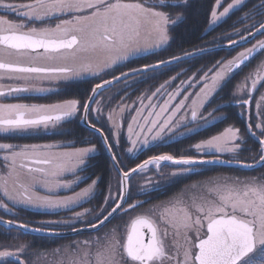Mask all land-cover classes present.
<instances>
[{
  "label": "snow or ice",
  "instance_id": "1",
  "mask_svg": "<svg viewBox=\"0 0 264 264\" xmlns=\"http://www.w3.org/2000/svg\"><path fill=\"white\" fill-rule=\"evenodd\" d=\"M189 7V0H0V81L48 79L68 86L89 77L98 81L83 103L73 98L50 104L4 101L59 94V88L0 83V137L71 136L65 127L82 124L99 136L119 177L115 194L109 181L99 209L77 211L95 198L102 182L97 176L87 187L75 190L88 179L79 173L88 170L98 151L92 141L78 148L64 143L0 142V211L13 217H0L6 232L58 237L90 232L87 239L73 238L51 249L0 244V264H264V171L243 177L218 174L185 185L164 201L150 199L168 186L147 174L150 167L176 166L169 174L173 179L200 175L216 166L264 170V91L257 87L264 89V60L229 89L227 97L223 95L234 70L264 56V39L259 38L264 37V0H230L226 6L225 0H216L210 13V27L243 13L231 25L232 32L224 35L232 45L252 38V47L173 85L188 72L177 71L128 102L129 88L160 81L174 70L173 65L181 66L205 51L203 47L198 52L182 50V55L124 70L166 49L172 39L170 27L185 20ZM40 60L52 63L40 65ZM114 85L117 92L105 98L104 92ZM258 91L255 99L253 93ZM254 99L253 114L247 106ZM233 102L244 133L230 124L195 142L191 147L195 155L160 154L131 169L122 167L123 154H142L153 144L199 136L225 123L229 117L218 113L231 111ZM245 135L255 148L247 147ZM244 152L248 160L240 159ZM136 177L145 180L139 189L145 199L131 193L130 181ZM29 208L71 216L33 225L17 216V209Z\"/></svg>",
  "mask_w": 264,
  "mask_h": 264
},
{
  "label": "trees",
  "instance_id": "2",
  "mask_svg": "<svg viewBox=\"0 0 264 264\" xmlns=\"http://www.w3.org/2000/svg\"><path fill=\"white\" fill-rule=\"evenodd\" d=\"M23 1V0H21ZM230 2V0H225V6L226 3ZM190 7L184 12L185 20L182 23H179L178 25H175L173 27H170V35L172 37L169 46L166 49H162L158 52V54L154 56H149L147 58H140L136 60L134 63L128 64L127 68L124 70L127 71L128 68L132 67H139L142 66L145 63H152L159 59H169L173 55H182V50H188V51H198L200 47H203L204 49L214 47L219 44H225L229 43L230 40L227 36H225V32H232L231 25L234 21H237L239 18L243 16V13L237 12L235 15L231 16V19H228L227 22H220L214 27H210V13L212 9L215 6L216 0H189ZM222 8V7H221ZM241 30L244 29V25H240ZM244 35H247V32H244ZM239 37H236L238 39ZM260 39H264V37H259ZM254 44V43H253ZM252 44V45H253ZM250 45V46H252ZM242 49H238L235 51H221V52H213L209 54L202 55L200 57H196L193 59L188 60L187 62L183 63L181 66L174 65L173 71H170L166 73L165 76L161 78L160 81H149L147 83L141 82L137 84L134 88H129L128 91V102L136 100V97L141 94L142 91L145 89L154 90L155 86H158V83H162L163 80L169 79L171 76H175L177 74V71L184 72L185 69L188 70L186 75H183L181 77H177V80L174 82L173 85H178L179 80L181 78L187 79L190 75H199V72L201 69H206L207 67H210L215 61L217 60H228L234 58ZM263 56H259L254 61L250 62L247 66H245L242 70H239L235 72V75H238V77L233 76V79L231 83L229 84L228 88L224 90L223 95L225 97L228 96L229 89L233 88V86L239 82H241L245 76H247L253 68L256 66L257 62L261 61ZM117 74H119L117 72ZM106 78H111L106 77ZM94 79V78H93ZM89 79L91 81H88L90 84V87L87 89V92H84V88L80 86L74 85L72 88V96L74 98L83 100L88 93L89 90L92 88V85L98 82L96 79ZM119 87H123L122 85ZM117 86L111 88L110 91L104 92V95H113L115 92H117ZM191 89H188V91ZM260 89L259 91H261ZM258 95V94H257ZM256 95V96H257ZM257 99V98H256ZM118 102V101H117ZM227 104V102L225 101ZM255 103V102H254ZM254 103L251 105L250 111L255 113V107ZM211 107H216L215 103L211 104ZM231 111H227L225 113H218V115H227L229 119L225 123H218L215 127H212L208 129L207 131H202L199 136H193L187 139L179 140L178 142H160L158 144H153L151 147L146 148L142 154L136 153V154H123V164L122 167H125L126 169H131L132 167H135L137 164L141 163L144 159H148L151 156L154 155H160L164 153H170L173 154L176 157H179L186 153H192L191 147L195 142H198L201 139L208 138L213 134H217L220 131H222L225 127H227L230 124H234L236 127H239L241 129V132L244 133V125L240 119L236 118L235 113L239 111L238 106L235 105L233 102L231 105ZM77 127H80L79 125ZM83 132H81L79 135H73L70 139V146L71 147H85L90 146L87 144V141H92V143L99 149V152L94 156V158L90 159L89 161V168L86 171L88 175L91 176H105L109 177V181L112 180V178L118 179V175L111 169L110 166V159L106 152L103 150L101 140L98 136L94 135L92 132L82 129ZM59 138L66 139L65 136H58ZM245 139L248 141L247 147L255 148L254 142H252L247 135H245ZM5 141L6 138L0 137V141ZM111 142V141H109ZM121 144L123 146L124 140L121 139ZM119 151V150H117ZM139 157L138 159L136 157ZM245 158L248 157V153L244 152L243 155H241ZM259 171L264 170H258L257 172H244L239 169H222V168H208L200 175H192V176H185L183 178H177L174 179L173 184L168 185L166 188H164L165 193H163V190L156 191L151 194V201L153 203L157 201H164L166 200L170 195H172L173 192L179 190L180 188L184 187L185 185H189L192 182L199 181L202 178L208 177L209 175H215V174H239V175H256ZM108 181V182H109ZM113 181V180H112ZM111 181V184H112ZM107 182L106 189L109 186V183ZM140 199H145L142 195L135 196ZM111 226V225H110ZM0 231H2L0 229ZM1 233V232H0ZM5 234V235H4ZM8 234H14V232L11 233H1L0 236H3L5 238ZM7 237V236H6ZM41 249H48L47 247H41Z\"/></svg>",
  "mask_w": 264,
  "mask_h": 264
},
{
  "label": "flooded vegetation",
  "instance_id": "3",
  "mask_svg": "<svg viewBox=\"0 0 264 264\" xmlns=\"http://www.w3.org/2000/svg\"><path fill=\"white\" fill-rule=\"evenodd\" d=\"M21 2H23V1H21ZM9 18H13V17H9ZM247 47H250V45L247 46ZM244 49L245 48H243V50ZM37 63L40 64V65H50L52 62L40 60V61H37ZM242 69L243 68H241L240 70H242ZM255 69H256V67L253 69V71ZM234 73L235 72H233V74H232L233 76L235 75ZM238 76H239V73H238V75H235V77H238ZM89 79H93V78L89 77V78H87V79H85L83 81H79L76 84V86L83 87L84 88V92H87L88 91L87 89L90 87V84H89L88 81H91ZM174 82L175 81H172L173 84H174ZM0 83H3V84L12 83V84H17V85H28L30 87L59 88L60 89L59 94L26 95V96H23L19 101L10 100V101H4V102H23V103L50 104V103H54V102L63 101V100H67V99H73L74 98L72 96V88L74 86H68V85H65L62 82H55V81H51V80H48V79H32V80H27V81H7V80H4V81H0ZM94 85L95 84L92 85V88L94 87ZM198 87H199V85H197V88ZM189 91H192V89L189 90ZM104 97H105V95H104ZM177 99H179V97H177ZM80 100H81V98H80ZM81 103H83V100H81ZM125 124H126V122H125ZM78 125L80 127H77ZM82 129L87 130L81 124L73 122V123L68 124L65 127V131L66 132H68V131L72 132L71 136H65L66 139L58 137V136H62V135H52L51 133H49L48 135L39 134V135H34V136H19V137L6 138L5 141L3 140V141H0V142H7V143H13V144L64 143V144L70 145V139L69 138H72L73 135H79L81 132H83ZM104 134L108 135V132H107L106 128L104 129ZM182 139L183 138H181L180 140H182ZM167 142H174V141L173 140H168ZM85 147H88V146H85ZM98 152H99V149H98L97 153ZM164 154H170V153H164ZM166 169H168V168L167 167L162 168L161 171H159L158 173L157 172L155 173V171L151 172V173H155L157 175L156 180H160L161 179L160 181L162 183H167V185H171V184H173V180H169V179H173V178L170 175H169V178H167L166 175H164V174L161 175V173H164L163 170H166ZM79 174L81 176L88 177V179L85 180L83 183H80L76 187V189H75L76 191H80L82 188L87 187V185L90 184L92 182V180L96 178L95 176L88 175L86 171L82 172V173H79ZM99 177L101 178L102 182L99 183V185H98V191L96 193L95 198L92 199L91 202L85 203L81 208H78L77 211H84L85 209H99L102 206V201H103L104 197L108 194V188L106 189V186H107V182L109 181V177L108 178L105 177V176L104 177L103 176H99ZM184 177L185 176L179 177V178H184ZM68 178H71V177H68ZM112 180H115L116 183L118 184L119 178L118 179L112 178ZM131 188H132V181L130 183V190H131ZM162 190H163V193H165L164 188H162ZM67 194L70 195L71 192H69ZM137 196H139V195H137ZM16 211H17V216H18L19 220L24 221V222H28V223L33 224V225L37 224L40 221L59 220V219H65V218L71 216V213H60V214H57V213L47 212V211L40 210V209H35V208H29L27 210L17 209ZM0 217H2L4 220L13 218L11 215H6L3 211H0ZM91 218H92L91 216L86 217V219H89V220ZM81 227H82V225H81ZM0 229L2 230V231H0L1 233H9V232H6V230L3 229L2 227H0ZM12 232H15V233L19 234V236L21 237V240H22L21 243L33 244V245H35V246H37L39 248L47 247L48 249L54 248V247H56L58 245H61V244L70 243L73 238H76V239H87L90 236V233H89V234H80V235H77V236L71 237V238H52V237H41V236H31V235H20V233L17 232V231H12Z\"/></svg>",
  "mask_w": 264,
  "mask_h": 264
},
{
  "label": "rangeland",
  "instance_id": "4",
  "mask_svg": "<svg viewBox=\"0 0 264 264\" xmlns=\"http://www.w3.org/2000/svg\"><path fill=\"white\" fill-rule=\"evenodd\" d=\"M218 11H222V8H220V9H218ZM220 22H218V24H219ZM212 27H214V26H212ZM264 91V90H263ZM181 95H184V93H181ZM109 96H113V95H106L105 97L107 98V97H109ZM180 98V97H179ZM191 99V98H190ZM123 138V134H122V136H121V139ZM192 153H193V151H192ZM134 154V153H133ZM184 156H191V155H195V153H193V154H191V153H186V154H183ZM225 158H228L227 156H225ZM240 159L241 160H248L249 158H245V157H243V156H241L240 157ZM174 169H166V170H163L164 171V175H166V177L167 178H169V174L173 171ZM149 176H151L153 179H156L157 178V175L155 174V173H150V172H148L147 173ZM223 174H227V173H223ZM216 175H218V174H215V175H209L208 177H205V178H202V179H200L199 181H203V180H207L209 177H213V176H216ZM227 175H238V176H248V175H239V174H235V173H232V174H227ZM160 179V178H159ZM177 179V178H176ZM184 179V178H183ZM161 180V179H160ZM169 180H173L174 181V179H169ZM199 181H196V182H199ZM196 182H192L191 184H193V183H196ZM145 184V180H144V178L143 177H136V179L135 180H133L132 181V188H131V193H132V195L135 197V196H137V195H141L140 193H139V189L143 186ZM117 183H116V181L115 180H113L112 181V184H111V187H112V191H113V193L115 194L116 192H117ZM1 234V233H0ZM5 235V234H4ZM7 236V237H6ZM5 236V238L3 237V236H0V244H5V245H7V244H19V243H21V237H20V239L19 240H13V239H11V237H13V236H19V234L18 233H15L14 232V234H9V235H6Z\"/></svg>",
  "mask_w": 264,
  "mask_h": 264
},
{
  "label": "water",
  "instance_id": "5",
  "mask_svg": "<svg viewBox=\"0 0 264 264\" xmlns=\"http://www.w3.org/2000/svg\"><path fill=\"white\" fill-rule=\"evenodd\" d=\"M239 40V39H237ZM254 40L252 38H249L247 43L244 44V43H240V44H237V45H232L231 43H226V44H221V45H217L215 47H211V48H206L205 51L203 53H200L199 55H196V56H193V57H189L188 60L190 59H193V58H196V57H199V56H202V55H205V54H209V53H213V52H220V51H232V50H235L237 48H240V47H245L247 46L249 43L253 42ZM194 52H198V51H194ZM243 66V65H242ZM115 86V85H114ZM248 109H249V106H247ZM250 110V109H249ZM83 126V125H82ZM84 127V126H83ZM88 129V128H87ZM90 130V129H89ZM91 131V130H90ZM92 132V131H91ZM108 155V153H107ZM109 157V155H108ZM163 166V164H162ZM171 167H176V166H171ZM216 167H220V168H229V167H226V166H216ZM152 169L151 167L149 168V170ZM148 170V171H149ZM160 169H156V171H159ZM134 176L136 174H133ZM1 227L5 228L6 229V225H3V224H0ZM90 232H82V233H67V235L63 236V237H58V236H48V235H45V236H41L37 233H28V234H25V235H32V236H41V237H52V238H71V237H75L77 235H80V234H89Z\"/></svg>",
  "mask_w": 264,
  "mask_h": 264
}]
</instances>
